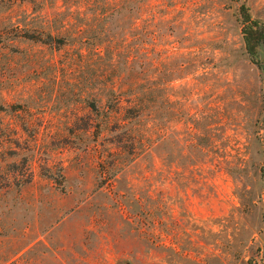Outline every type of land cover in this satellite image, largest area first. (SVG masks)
Instances as JSON below:
<instances>
[{
    "label": "rangeland",
    "instance_id": "rangeland-1",
    "mask_svg": "<svg viewBox=\"0 0 264 264\" xmlns=\"http://www.w3.org/2000/svg\"><path fill=\"white\" fill-rule=\"evenodd\" d=\"M243 5L264 26V0H0V264H264ZM120 93L137 158L103 130Z\"/></svg>",
    "mask_w": 264,
    "mask_h": 264
},
{
    "label": "trees",
    "instance_id": "trees-1",
    "mask_svg": "<svg viewBox=\"0 0 264 264\" xmlns=\"http://www.w3.org/2000/svg\"><path fill=\"white\" fill-rule=\"evenodd\" d=\"M239 1V0H237ZM241 14L243 17V40L245 44L246 52L250 58V61L257 65L261 66L262 63L259 60V50L264 45V26L261 25L258 21L252 20L248 10L245 6H241ZM43 34H31L23 36L27 39L35 40L37 42H41L43 44L49 45H58L64 46L68 44L67 36L65 34L52 35L48 34L44 39ZM117 88L115 86L111 87L112 93H118ZM114 96V103H116V110L109 115H106L107 118V126L103 128L105 131H109L112 133H121L125 135L124 138H120L121 135L115 136V142L117 144H122L124 141L129 142L130 146H127L129 153L137 158L139 156L137 144H140L143 140L147 142H151V129L148 128L146 131L134 130L130 126L134 121H139L144 117V109L138 99L130 102L128 108L123 107V100L121 93L117 96ZM102 130V131H103ZM126 145V144H123ZM150 149V148H149ZM104 161V160H103ZM116 166V165H115ZM102 167V166H101Z\"/></svg>",
    "mask_w": 264,
    "mask_h": 264
}]
</instances>
